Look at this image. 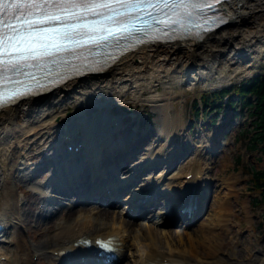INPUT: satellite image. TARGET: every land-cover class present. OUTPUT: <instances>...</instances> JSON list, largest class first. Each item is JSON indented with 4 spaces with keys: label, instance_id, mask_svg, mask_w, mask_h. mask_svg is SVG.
Here are the masks:
<instances>
[{
    "label": "bare ground",
    "instance_id": "obj_1",
    "mask_svg": "<svg viewBox=\"0 0 264 264\" xmlns=\"http://www.w3.org/2000/svg\"><path fill=\"white\" fill-rule=\"evenodd\" d=\"M222 7L229 23L203 41L185 40L154 45L150 48L143 46L140 50L123 58L99 78L68 84L56 93L52 101L44 105L28 102L0 112V211L4 214L5 223L14 228L9 234L1 236V241L9 240V243L7 242L6 247H0V264H35L32 258L36 254L47 255L51 263L56 264L58 257L55 256V252L66 250L75 253L77 248L75 249L74 243L79 239L88 238L94 242L98 238L105 239L107 236L117 239L120 243L118 246L120 254H123L122 258L130 259L131 264H264L262 255V257L248 255L245 263L235 262L232 258L225 259L221 250L215 246H209L206 252L204 250L203 254L201 253V247L206 240L211 239V234L215 230L227 231L228 229L230 215L234 208L232 198L237 197L233 178L224 181V186L228 188L224 196L218 198L216 195L205 208L206 213L214 209L208 223L199 222L201 218L193 221V224L196 222L199 224L191 231L186 230L183 223H177L184 228L182 231L167 229L168 226L164 225L159 227L164 220L163 211L158 212L161 220L150 218L146 219V222L135 224L131 221L124 222L125 210L113 213L71 208L65 213L60 211L55 216L49 217L48 228L45 230H49L51 224L57 222L58 224L52 232L40 238L37 245L30 243L20 232L17 234V239H11V234L16 233L15 228L18 225L21 226L17 211L20 200L16 194L20 184L10 183L14 182L15 178L7 172L9 168L6 162L9 158L14 161L20 157L15 152L12 153L13 140L21 145L28 137L37 134H42V137L49 139L53 138L54 129H51L50 123H54L57 115L65 112L69 106L79 105L78 113L72 115L69 121L73 123L72 128L78 124L86 125L88 136L85 141L91 142V149L95 147L98 139L105 147L108 145L104 144L109 139L108 136L111 137L108 132L111 121L106 115L90 112L92 107L88 104L92 100H94L92 104L98 105L102 104L101 100L106 99L107 104L112 98L123 96V92H132L133 89L128 81L139 87L152 81L168 85L170 91H166L163 99L152 97L153 102H155L154 98H160L159 103L155 104L156 113L166 111L168 115L163 116L164 125H161L160 129L161 137L166 139L159 142L162 145L160 149L152 147L149 150L148 160L154 161L161 156L168 159L171 158V154L172 156L177 154L178 150L168 145L171 139H173L171 145L176 144L174 143L176 140L178 143L186 141L183 137L184 114L179 112L172 115L171 109L174 98L193 89L191 87L193 85L184 86L186 81L200 78L204 80L205 86L228 84L236 74H247L243 66L244 62L249 60L247 56L254 54V57H257L260 52H264V0H230L222 4ZM236 66L235 72L229 73L230 75L224 74V69L232 71ZM249 66L248 64L246 67ZM216 73L221 74H218L215 84L208 83ZM46 118H49L51 122H42ZM66 120L68 119H62V121L59 119L61 122ZM117 121L122 122L119 119ZM127 127L121 130L125 131ZM115 131L120 130L118 128ZM208 142L209 139L188 141L186 145L192 149L190 157L188 156L169 175L166 174V169L156 177L150 174L149 184L159 186L161 178L167 175L168 182L160 189L163 193L177 194L175 202L181 197L190 200V196L194 194L196 199L201 201L205 189L208 190L207 195L209 194L210 186L205 179L209 178L208 171L214 169L216 162L212 156L204 152L209 145ZM101 143L97 146L98 149L102 147ZM166 146L168 148H164ZM190 174L193 177L188 179L187 176ZM26 177L28 175H25ZM34 187L45 193L40 185ZM40 235H44V232ZM40 235L35 234L34 237L38 238ZM184 235L187 236V243L183 240ZM176 237L180 238V245L174 242ZM133 249L135 253L132 252Z\"/></svg>",
    "mask_w": 264,
    "mask_h": 264
},
{
    "label": "snow or ice",
    "instance_id": "obj_2",
    "mask_svg": "<svg viewBox=\"0 0 264 264\" xmlns=\"http://www.w3.org/2000/svg\"><path fill=\"white\" fill-rule=\"evenodd\" d=\"M222 0H0V108L30 93L21 91L20 77H39L31 71L47 70L66 63L63 54L77 48H102L132 35L131 16L141 13L166 27L207 21L206 9ZM119 5L120 7H114ZM147 6V7H146ZM152 10H148V9ZM201 14H204L201 17ZM96 17L98 19H90ZM171 21V25H168ZM144 23L148 24L145 20ZM115 26V27H113ZM134 31H145L135 28ZM158 39V37H153ZM59 58V59H57Z\"/></svg>",
    "mask_w": 264,
    "mask_h": 264
},
{
    "label": "rangeland",
    "instance_id": "obj_3",
    "mask_svg": "<svg viewBox=\"0 0 264 264\" xmlns=\"http://www.w3.org/2000/svg\"><path fill=\"white\" fill-rule=\"evenodd\" d=\"M255 55H249L247 58V62H244L243 66H245V73L247 74H236V76L232 79L230 83L238 84L244 81L245 79H249L252 76L261 73H264V52H260L257 57ZM249 67H246L247 65ZM237 66L234 70L229 71L228 69H224L225 75H230L229 73L235 72ZM239 73V72H238ZM219 75L221 73H218ZM218 74L212 76L210 78V82L212 83L217 81ZM247 75V76H246ZM154 81L147 82L143 86L140 85L138 89L135 88L137 84H130L133 91L132 92H123V96H118L112 98V100L107 103L109 106H106L104 111H112L118 112L123 111L126 108L127 110L132 109L135 114L140 116L145 120L149 118L152 119L154 125L158 128H162L164 125L163 116L167 114L164 112L156 113V105L159 103L160 98H164V94L169 90L168 85L159 84ZM228 83V84H230ZM140 84V83H138ZM223 83L222 85H228ZM129 85V86H130ZM207 85V84H206ZM203 86V87H202ZM216 86L210 85L205 86L203 84H199L195 86L193 90L185 91V94H181L178 98H174V105L171 109V114L176 115L179 112L184 115V129L183 134L188 133L187 129L192 122L196 123V114H195V104L196 101L199 102L200 96L203 94H208L211 90H213ZM218 88V87H216ZM178 90V89H176ZM170 91V90H169ZM179 91V90H178ZM152 97H160L154 98ZM203 100V98H202ZM157 101V102H156ZM182 101V103H180ZM103 104H106V99L103 100ZM162 103L163 100H162ZM166 103V102H165ZM112 105V106H111ZM79 106L77 104L70 107L67 112L77 111ZM200 109V106H199ZM239 109L237 112H240ZM247 110H244L246 114ZM214 112L213 114H215ZM170 114V115H171ZM212 114V115H213ZM64 115V113H63ZM61 114L59 117H63ZM168 115V114H167ZM225 110L220 112V115L217 117V125H221L220 120L225 117ZM137 118V117H136ZM205 121L208 120L205 118ZM239 126L233 128L230 132V135L227 136V140L229 145L225 148L223 154H221L220 158L216 163V167L213 169L209 175L213 184V200L217 195L218 198L224 196V194L228 191V188L224 186V181L232 180L233 184L237 191V197L232 198L233 202V211L230 215V221L228 223V229L220 230L217 229L211 234V239L206 240L203 247H201V253L203 254L204 250L209 248V246H215L216 248L221 250L223 254V258L225 259H234L235 262L245 263L248 255H258L264 258V198L262 199V194L260 191L254 189L252 184V173L254 171H259L264 169V153L262 151L263 144L255 143L253 141V136L257 133L255 128V124L252 125V120H238ZM162 125V126H161ZM185 130V132H184ZM199 133V137L206 133V129L204 128L200 130L199 125L193 127V131ZM211 135V134H210ZM190 135L186 140L189 139ZM163 140L166 139L162 137ZM175 138V137H174ZM34 141V142H33ZM28 142H33L32 144H26L23 147H20L19 150L21 153L25 155H34L37 150H40L42 146H38L39 140H28ZM254 146V147H253ZM226 187V188H225ZM27 192V190L21 187L18 194ZM258 199L255 201V199ZM34 196L32 193L26 194V199L24 201L23 210L20 212V216L22 220L28 227L26 228L28 233H25L26 237L29 241H32L34 244L39 242L38 239L33 238V233L41 234L44 232V235H40L42 239L47 233L52 232L56 225L51 224V228L49 230H45L48 228L47 220H44L42 217H37L38 211L42 212V208H40V204L34 203ZM214 213V209H210L200 220L199 222H203L205 224L208 223L209 217ZM199 222L187 228V230L191 231L193 228H196ZM49 226V227H50ZM44 228V229H42ZM173 229V228H172ZM177 231H182L181 228H174ZM183 240L187 243V236L184 235ZM177 245H180V238L176 237L174 241ZM163 244V243H162ZM132 252L135 253L133 249ZM262 255V256H261ZM206 256V255H204ZM37 256L33 257V262L35 264H48V258ZM122 264H131V260L126 258Z\"/></svg>",
    "mask_w": 264,
    "mask_h": 264
},
{
    "label": "trees",
    "instance_id": "obj_4",
    "mask_svg": "<svg viewBox=\"0 0 264 264\" xmlns=\"http://www.w3.org/2000/svg\"><path fill=\"white\" fill-rule=\"evenodd\" d=\"M227 93L230 94L231 101L229 104L231 106L241 105L248 108V115L254 119L253 122L257 129L253 141L264 144V75L237 85ZM235 96H238L237 101L234 98ZM223 97L224 93L216 92L211 97H205L204 103L214 106L222 101ZM262 151L264 153V146ZM252 182L255 189L260 191L264 198V169L252 173Z\"/></svg>",
    "mask_w": 264,
    "mask_h": 264
}]
</instances>
